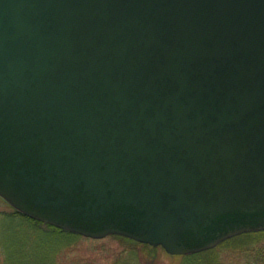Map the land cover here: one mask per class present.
Masks as SVG:
<instances>
[{
    "label": "water",
    "instance_id": "obj_1",
    "mask_svg": "<svg viewBox=\"0 0 264 264\" xmlns=\"http://www.w3.org/2000/svg\"><path fill=\"white\" fill-rule=\"evenodd\" d=\"M0 197L175 256L264 230V0H0Z\"/></svg>",
    "mask_w": 264,
    "mask_h": 264
},
{
    "label": "rangeland",
    "instance_id": "obj_2",
    "mask_svg": "<svg viewBox=\"0 0 264 264\" xmlns=\"http://www.w3.org/2000/svg\"><path fill=\"white\" fill-rule=\"evenodd\" d=\"M76 235L59 236L0 197V264H7L9 250L19 248L27 264H186L159 246L134 244L116 235L99 239ZM214 248L219 264H263L264 236L251 242L235 238Z\"/></svg>",
    "mask_w": 264,
    "mask_h": 264
},
{
    "label": "trees",
    "instance_id": "obj_3",
    "mask_svg": "<svg viewBox=\"0 0 264 264\" xmlns=\"http://www.w3.org/2000/svg\"><path fill=\"white\" fill-rule=\"evenodd\" d=\"M34 221V220H33ZM50 228L54 229L55 233L58 232V235H64L65 233H69L70 235H76L73 234L71 232H67L52 226H49ZM77 236V235H76ZM264 236V231H259V232H250V233H244V234H240L235 236L234 238H230V240H235V238H240V239H246L249 242L251 241H256L258 239H260L261 237ZM122 240H126L129 241L131 243L134 244H140L134 240H131L129 238L126 237H122V236H116ZM229 239L222 242V244H225L226 242L230 241ZM140 245H144L147 246L146 244H140ZM221 245V244H220ZM215 248L210 249V250H206L200 253H195V254H191V255H186V256H179V258L183 259V262L186 264H219V261L217 260V258H214V251ZM264 254V251L262 252L261 255ZM24 251L22 248L19 249H13V250H9V257L7 260V264H27L24 262ZM40 264H46L44 261H42Z\"/></svg>",
    "mask_w": 264,
    "mask_h": 264
}]
</instances>
